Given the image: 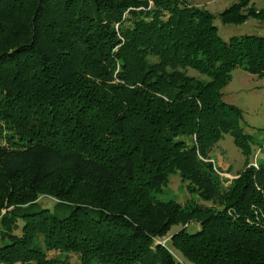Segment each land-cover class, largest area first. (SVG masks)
<instances>
[{
	"label": "trees",
	"instance_id": "trees-1",
	"mask_svg": "<svg viewBox=\"0 0 264 264\" xmlns=\"http://www.w3.org/2000/svg\"><path fill=\"white\" fill-rule=\"evenodd\" d=\"M218 17L264 25V6ZM214 18L191 0H0V263L264 264L263 143L221 91L238 67L264 79V33L225 40ZM225 134L245 157L228 183L209 159ZM177 172L209 206L155 196ZM42 196L70 212L28 210Z\"/></svg>",
	"mask_w": 264,
	"mask_h": 264
},
{
	"label": "rangeland",
	"instance_id": "rangeland-1",
	"mask_svg": "<svg viewBox=\"0 0 264 264\" xmlns=\"http://www.w3.org/2000/svg\"><path fill=\"white\" fill-rule=\"evenodd\" d=\"M251 1H254V6L257 9L264 6V0ZM234 2H238V0H191L192 4L202 6L215 15L213 23L218 29V34L225 40H228L233 35L263 34L264 25L255 19H249L244 24L239 25L221 23L218 14ZM221 91L223 93V101L234 104L241 109L244 120L240 127L241 130L247 134L253 135L256 141L263 143L262 146L254 145L253 153L248 162V165L252 162L259 165L264 161V141H262L264 137V79H259L257 76L238 67L232 71L231 80ZM210 156L209 159L213 161V165L221 173L230 172L229 174L234 176L245 166V157L230 134L223 135L213 147ZM227 179L228 180H224L228 183L232 178ZM155 196L162 199H176L181 203L191 202L192 204L200 203L205 206L210 205V202L203 201L196 194L188 192L185 184L181 183L178 172L169 176L167 185L163 186L160 192L155 193ZM42 207H48L58 216H65L71 210V206L61 204L56 199L46 196H42L40 200L28 210H38ZM178 227L179 226L173 227V230H176ZM198 229V223H193L187 227L188 232H194ZM18 232L19 230L16 231V233ZM174 253L177 260L176 264H191L184 259L178 251L175 250ZM54 255L55 253L53 252L48 253L50 257ZM68 259L73 264L78 262V257L75 254H70Z\"/></svg>",
	"mask_w": 264,
	"mask_h": 264
},
{
	"label": "built area",
	"instance_id": "built-area-1",
	"mask_svg": "<svg viewBox=\"0 0 264 264\" xmlns=\"http://www.w3.org/2000/svg\"><path fill=\"white\" fill-rule=\"evenodd\" d=\"M250 165L255 167V168H258V165L255 162L250 163ZM214 169L219 174V176H221V177H225V178H229V179L234 177V176L230 175L229 173H221V172H219L215 167H214ZM166 240L167 239H164L163 241H161V243L163 245H165L164 243H165ZM157 242H160V241H157Z\"/></svg>",
	"mask_w": 264,
	"mask_h": 264
},
{
	"label": "crops",
	"instance_id": "crops-1",
	"mask_svg": "<svg viewBox=\"0 0 264 264\" xmlns=\"http://www.w3.org/2000/svg\"><path fill=\"white\" fill-rule=\"evenodd\" d=\"M196 2H198V1H196ZM196 5V4H195ZM197 6V5H196Z\"/></svg>",
	"mask_w": 264,
	"mask_h": 264
}]
</instances>
